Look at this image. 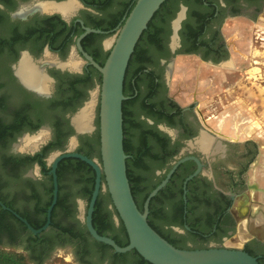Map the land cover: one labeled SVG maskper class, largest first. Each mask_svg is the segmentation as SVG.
<instances>
[{
    "label": "flooded vegetation",
    "instance_id": "obj_1",
    "mask_svg": "<svg viewBox=\"0 0 264 264\" xmlns=\"http://www.w3.org/2000/svg\"><path fill=\"white\" fill-rule=\"evenodd\" d=\"M135 1L0 0L1 252L22 253L27 264H63V251L70 253L73 264H113L110 256V260L102 257L85 227L94 188L93 168L75 158L57 163L56 201L48 219L55 196L51 171L54 160L65 153L100 160L101 74L83 53L103 66L112 36ZM68 4L74 8L65 14L61 9ZM263 13L264 0H172L154 22L155 36H148L142 44V63L137 62L134 69L142 67L146 76L139 89L135 87L139 102L128 107L137 123L132 125L130 146L141 154V166L136 168L140 188H156L166 180L155 195L149 220L176 248H208V242L230 236L236 225L232 205L238 200L239 185L230 181L225 193L214 183L211 152L219 146L215 149L209 139L215 135L206 129L193 106L182 107L168 96L169 66L177 56H192L253 79L248 72L258 65L254 58L259 51L233 48L223 26L228 20L243 19L259 31ZM85 29L94 32L85 34ZM233 53L237 66L231 61ZM84 114L88 115L87 125L78 129L76 120ZM241 116L240 109L226 110L210 123L224 139L264 143V132L255 129L259 133L253 130L248 135L238 126ZM224 120L236 124L221 128ZM230 148L236 147L229 145L227 153ZM230 153L223 161L234 158ZM228 166L225 170L235 171V177L242 173ZM259 173L264 175V156ZM98 198L94 208L97 204L101 224L111 226L107 235L125 241L126 233L111 200ZM93 217L94 210L92 221ZM48 220L47 228L39 233L28 228L38 231ZM250 224L264 229V222ZM193 237L196 245L183 242ZM246 246L254 257L264 260V242L253 239L243 249Z\"/></svg>",
    "mask_w": 264,
    "mask_h": 264
},
{
    "label": "water",
    "instance_id": "obj_2",
    "mask_svg": "<svg viewBox=\"0 0 264 264\" xmlns=\"http://www.w3.org/2000/svg\"><path fill=\"white\" fill-rule=\"evenodd\" d=\"M165 1H135L123 23L118 27L115 36H112L110 50L103 66H98L89 56L83 53L85 59L101 74L99 105L100 160L93 161L77 153H65L54 160L51 172L54 178L53 193L55 196L52 205L48 209V219L56 201L55 168L57 163L61 159L75 158L90 165L95 172L94 188L85 217L86 230L95 242L104 244L110 247L113 252L119 254L134 250L150 264H259L257 258L248 254L243 248L179 249L161 237L148 224V206L150 200L165 185L166 180L148 194L142 212L138 210L133 200L126 175L125 161L127 156L123 150L122 102L126 100L123 96V81L135 46L142 33L147 29L149 22ZM85 31V34L94 32L89 29H85ZM84 35L78 40L80 50L79 41ZM171 68L172 64L169 66L168 76ZM215 138L211 135L209 141L214 144L216 149L220 144L217 143ZM105 191L109 194L111 203L125 228L128 237V244L125 247H119L111 238L99 235L93 228L94 205L99 194ZM262 217L264 218V211ZM48 223L49 220L38 231L29 226L28 228L36 234L45 230Z\"/></svg>",
    "mask_w": 264,
    "mask_h": 264
},
{
    "label": "rangeland",
    "instance_id": "obj_3",
    "mask_svg": "<svg viewBox=\"0 0 264 264\" xmlns=\"http://www.w3.org/2000/svg\"><path fill=\"white\" fill-rule=\"evenodd\" d=\"M258 22L259 31L253 29L252 25L248 24L249 22L243 19L228 20L223 26V33L226 38L231 40L229 43L233 48H237L243 52H248L250 48L259 51V54H256L258 57L254 58V60L258 62V65H252L256 68L248 72V76H251L253 79H246V74L244 75L242 73L230 74L231 70L223 67L215 68L192 56H177L173 60L171 72L167 80L168 96L182 107L193 106L194 111L200 116L204 126L211 133L216 132L215 130L217 129L215 125L210 123V120L215 116H219L226 110L231 112H235L236 109H240L242 112L247 111V116L250 118L245 115L244 121L246 124L243 129H245L248 135H251L249 134L251 125L247 123L253 121V123L259 124L260 119L261 121L264 119V30H262L264 29V13L260 15V20H258ZM247 24L249 26H247ZM231 61L233 65L237 66L238 60L234 53ZM250 67L248 68L250 69ZM234 76H236V78H234ZM227 81L229 83H226ZM208 116L211 118L207 119ZM260 131L264 132V124L261 126ZM255 133L259 132L255 130ZM218 135V141H224V138L221 137L223 138L221 139V135ZM262 145L263 148H261V150L264 151V143ZM237 149V147L230 148L231 153H229L232 154L234 158H231L227 162L221 161L218 163V166H213L216 171H219L218 174L223 180L222 185L224 189L227 190L230 181L236 180L235 182L239 185V187L236 188L238 194L237 199L244 198L247 200L250 195L253 198L255 191L252 186L245 181V173L248 172L251 162L257 161L261 152L258 149V145H255L252 141L248 142L247 146L245 145L243 147V151H246L245 153L239 152L236 154L235 152H238ZM236 163L240 165L236 166ZM228 164H232L233 168L240 169L242 173L235 177V171L230 172L225 170ZM223 171H225V173L229 172L231 175L226 176V174H223ZM237 201L238 200L234 202L232 205L233 207H235ZM233 209L232 213L235 216L236 225L232 234L230 236H225L223 240L217 242L210 241L208 244L211 247L244 248L246 242L252 241L253 239L264 242V229L251 225L247 220L242 221L245 226L242 227L240 224L241 217H237L234 211L235 209ZM183 242L189 245L197 244V240L194 237L187 238ZM18 255L22 256V253H18ZM102 257L110 260L109 254H102ZM52 264H58V261ZM63 264H73L68 251H63Z\"/></svg>",
    "mask_w": 264,
    "mask_h": 264
},
{
    "label": "trees",
    "instance_id": "obj_4",
    "mask_svg": "<svg viewBox=\"0 0 264 264\" xmlns=\"http://www.w3.org/2000/svg\"><path fill=\"white\" fill-rule=\"evenodd\" d=\"M172 0H166L159 10L155 13L151 21L149 22L147 29L142 33L137 45L135 46L134 52L128 62L124 81H123V96L126 98L122 102V130H123V150L125 155L127 156V159L125 161L126 165V175L128 178L131 194L133 197V200L140 212H142L143 204L148 196V194L155 188V187H143L138 186V179L137 174L139 171L136 170V168L139 170V167L141 166V154L139 152H136L133 147L130 146V133L132 132L131 129H134L133 126L137 125V123L133 122L131 119V111L128 110V107L134 104L135 102H139L140 93L136 94V89H139L140 83L144 80V76L146 74L143 72L142 67L135 70L134 67L137 65V62H140L142 59L141 56V47L145 40H147L148 36H155V33L152 32L154 22L160 15V13L164 10V8L169 4ZM135 4V3H134ZM132 5V7L134 6ZM130 8V10L132 9ZM128 11V13L130 12ZM151 40V39H150ZM142 63V61H141ZM140 104L143 106V101L140 102ZM152 107V106H149ZM133 125V126H132ZM79 162V160H76ZM159 194V193H158ZM157 194V196H158ZM101 197H103L105 200L109 201L110 197L109 194H101ZM157 196L153 197L149 202V216L147 218L148 224L154 229L152 226V223L150 222V216L152 214L151 208L154 201L157 199ZM99 199V198H98ZM98 202V201H97ZM230 205V202H228V206ZM97 204L94 208V217L92 221L93 228L95 231L101 235L111 238L119 247H125L128 244V237L126 234V240H118L115 237H110L107 235V233L110 231L111 226L107 223L101 224V221L99 218H97ZM121 221V220H120ZM122 224V222H121ZM123 226V224H122ZM123 229L125 231V228L123 226ZM156 231V229H154ZM191 231H195L193 227L190 229ZM157 232V231H156ZM126 233V231H125ZM159 234V233H158ZM160 235V234H159ZM161 236V235H160ZM162 237V236H161ZM166 240V239H165ZM167 241V240H166ZM168 242V241H167ZM94 246L98 249V251L102 254H109V256L112 258L113 264H150L146 262L136 251L127 252L124 254L115 253L112 251V249L104 244L98 243L93 241ZM170 243V242H169ZM172 246V242L170 243ZM175 247V246H174ZM248 254L253 256L252 249L249 246H246L244 249ZM259 264H264L263 259H257ZM122 262V263H121ZM0 264H27L24 257L18 254L14 253H5L0 251Z\"/></svg>",
    "mask_w": 264,
    "mask_h": 264
},
{
    "label": "crops",
    "instance_id": "obj_5",
    "mask_svg": "<svg viewBox=\"0 0 264 264\" xmlns=\"http://www.w3.org/2000/svg\"><path fill=\"white\" fill-rule=\"evenodd\" d=\"M248 115L247 111L242 112L241 119L238 121V126L243 128L246 122L244 121V118ZM250 118L249 116H247ZM237 121V120H236ZM253 123V121H252ZM236 122L234 121H228L224 120L221 122V128L224 126L226 128L234 127ZM245 130V129H243ZM212 134L215 135V139L218 140V134L216 132H212ZM221 138V137H220ZM223 139V138H221ZM224 141L219 142V150L214 151L212 150L211 152V174H212V179L218 189L221 191L227 193V190L224 189V186L222 185V178L218 174V170L216 171L213 165H217L218 163L223 161L225 157L229 154V151L227 153L226 149L229 147V145H233L237 147L238 152L245 153L243 151V147L247 144L248 142L252 141L255 145H258V149L260 150V155L258 156L257 161H252L251 164L249 165V170L248 172L245 173V181H247L248 184L253 186V190L255 191V195L253 198L250 197L245 200L244 198L238 199L237 203L235 204V210L238 213V216L241 217L240 220H247L249 223L250 222H255L257 223H262L264 222V218L262 217V213L264 211V175L260 174V168H261V163L263 161V156H264V151L261 150L263 148V143L260 140H254V139H249V140H243V141H233L231 139H223ZM213 149V148H212ZM229 165V164H228ZM231 167L233 168L232 165H229L228 168ZM221 169V167H220ZM219 169V170H220ZM256 171V173H253V171ZM262 211V213H260Z\"/></svg>",
    "mask_w": 264,
    "mask_h": 264
},
{
    "label": "bare ground",
    "instance_id": "obj_6",
    "mask_svg": "<svg viewBox=\"0 0 264 264\" xmlns=\"http://www.w3.org/2000/svg\"><path fill=\"white\" fill-rule=\"evenodd\" d=\"M73 8H74V5L68 4V5L63 6V9H61V10H63V13L66 14V13L72 12ZM87 119H88V115H86V114L78 117V119L76 120L78 129H83L87 125V122H88ZM263 124H264V119L262 121L260 119V123L259 124L258 123H253L254 126H252L249 129V134H253L255 132V129H259L260 130V128H261V126H263ZM253 130H254V132H253ZM261 134H260V136H261Z\"/></svg>",
    "mask_w": 264,
    "mask_h": 264
}]
</instances>
